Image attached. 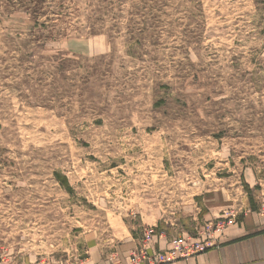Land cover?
Masks as SVG:
<instances>
[{"label": "rangeland", "instance_id": "rangeland-1", "mask_svg": "<svg viewBox=\"0 0 264 264\" xmlns=\"http://www.w3.org/2000/svg\"><path fill=\"white\" fill-rule=\"evenodd\" d=\"M257 212L264 0H0V264Z\"/></svg>", "mask_w": 264, "mask_h": 264}, {"label": "built area", "instance_id": "built-area-1", "mask_svg": "<svg viewBox=\"0 0 264 264\" xmlns=\"http://www.w3.org/2000/svg\"><path fill=\"white\" fill-rule=\"evenodd\" d=\"M234 216L231 214L222 222H208L204 229L196 233L185 231L170 238L165 237L157 227L147 228L127 260L130 264H169L193 258L219 245L227 227L234 223ZM162 240L167 242V247L158 250L157 245Z\"/></svg>", "mask_w": 264, "mask_h": 264}, {"label": "crops", "instance_id": "crops-1", "mask_svg": "<svg viewBox=\"0 0 264 264\" xmlns=\"http://www.w3.org/2000/svg\"><path fill=\"white\" fill-rule=\"evenodd\" d=\"M235 229L232 227L225 231L217 247L169 264H264V213L246 214L241 227ZM135 243L136 240L128 247L129 250L135 247ZM166 247L167 242L163 240L157 245L158 250ZM122 259L120 263L130 264L127 258Z\"/></svg>", "mask_w": 264, "mask_h": 264}, {"label": "trees", "instance_id": "trees-1", "mask_svg": "<svg viewBox=\"0 0 264 264\" xmlns=\"http://www.w3.org/2000/svg\"><path fill=\"white\" fill-rule=\"evenodd\" d=\"M36 12V11H35Z\"/></svg>", "mask_w": 264, "mask_h": 264}]
</instances>
